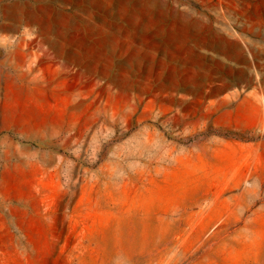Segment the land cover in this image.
<instances>
[{
    "label": "rangeland",
    "instance_id": "1",
    "mask_svg": "<svg viewBox=\"0 0 264 264\" xmlns=\"http://www.w3.org/2000/svg\"><path fill=\"white\" fill-rule=\"evenodd\" d=\"M0 264H264V0H0Z\"/></svg>",
    "mask_w": 264,
    "mask_h": 264
},
{
    "label": "crops",
    "instance_id": "2",
    "mask_svg": "<svg viewBox=\"0 0 264 264\" xmlns=\"http://www.w3.org/2000/svg\"><path fill=\"white\" fill-rule=\"evenodd\" d=\"M222 53H223V51H222ZM241 62H243V63H246L247 62V58L246 57H244L243 55H241Z\"/></svg>",
    "mask_w": 264,
    "mask_h": 264
}]
</instances>
